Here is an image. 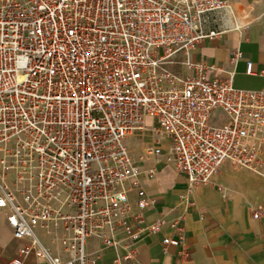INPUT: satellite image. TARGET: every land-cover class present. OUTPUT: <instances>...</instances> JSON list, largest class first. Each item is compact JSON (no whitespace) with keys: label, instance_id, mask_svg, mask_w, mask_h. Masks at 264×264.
Wrapping results in <instances>:
<instances>
[{"label":"built area","instance_id":"built-area-1","mask_svg":"<svg viewBox=\"0 0 264 264\" xmlns=\"http://www.w3.org/2000/svg\"><path fill=\"white\" fill-rule=\"evenodd\" d=\"M228 11L245 34L236 0H0V210L15 264H97L109 247L115 264H142L138 240L167 223L142 224L157 206L149 157L185 176L181 217L227 165L264 174V87L193 54ZM184 238L165 249L186 259Z\"/></svg>","mask_w":264,"mask_h":264},{"label":"crops","instance_id":"crops-1","mask_svg":"<svg viewBox=\"0 0 264 264\" xmlns=\"http://www.w3.org/2000/svg\"><path fill=\"white\" fill-rule=\"evenodd\" d=\"M249 26L244 34L236 28L232 14H223L220 27L225 32L219 37L202 40L193 50L194 57L216 62L222 74L235 71V82L240 87H264V0H236ZM237 50L243 57L232 63ZM247 58L253 62L247 72ZM156 172L148 171L153 165ZM145 185L157 206L146 210L143 225L165 216L167 223L157 231L148 230L136 244L142 264H264V218L254 216L258 206L239 183L235 165H227L218 177L220 185L200 184L192 192L193 205L185 212L183 198L188 193L187 180L175 164L163 158L149 157L144 163ZM184 222L185 230L179 226ZM185 234L188 255L183 259L180 246L165 249V236ZM19 242L0 210V264H15ZM98 242H92V246ZM118 250L109 247L99 253L97 264H115ZM26 264H46L32 253ZM131 264V263H127Z\"/></svg>","mask_w":264,"mask_h":264},{"label":"rangeland","instance_id":"rangeland-1","mask_svg":"<svg viewBox=\"0 0 264 264\" xmlns=\"http://www.w3.org/2000/svg\"><path fill=\"white\" fill-rule=\"evenodd\" d=\"M218 114H221L220 110L215 111L214 116L216 117ZM236 167L239 171L236 173L239 183L258 206L264 207V174L252 172L242 166L236 165Z\"/></svg>","mask_w":264,"mask_h":264}]
</instances>
